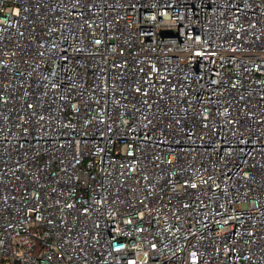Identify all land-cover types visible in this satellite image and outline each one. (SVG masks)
<instances>
[{
    "label": "built area",
    "instance_id": "1",
    "mask_svg": "<svg viewBox=\"0 0 264 264\" xmlns=\"http://www.w3.org/2000/svg\"><path fill=\"white\" fill-rule=\"evenodd\" d=\"M0 264H264V0H0Z\"/></svg>",
    "mask_w": 264,
    "mask_h": 264
}]
</instances>
